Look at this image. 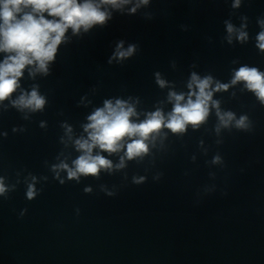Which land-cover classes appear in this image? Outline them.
Listing matches in <instances>:
<instances>
[{
	"label": "water",
	"instance_id": "1",
	"mask_svg": "<svg viewBox=\"0 0 264 264\" xmlns=\"http://www.w3.org/2000/svg\"><path fill=\"white\" fill-rule=\"evenodd\" d=\"M101 10L104 23L68 28L47 72L27 65L0 101V264H264V102L233 83L242 67L264 74V0H128ZM11 55L0 52V63ZM193 75L211 78L204 121L162 126L131 159L127 144L138 137L116 152L94 147L111 167L68 177L84 154L76 141L89 139V117L106 102L132 108V123L157 111L167 122L171 94L195 100ZM33 90L41 109L14 105Z\"/></svg>",
	"mask_w": 264,
	"mask_h": 264
},
{
	"label": "clouds",
	"instance_id": "2",
	"mask_svg": "<svg viewBox=\"0 0 264 264\" xmlns=\"http://www.w3.org/2000/svg\"><path fill=\"white\" fill-rule=\"evenodd\" d=\"M128 0H100L94 3L93 0H0V52L15 53L8 56L0 63V101L7 99L17 89L18 80L23 75L27 65H36L38 71L47 72L48 62L54 59L57 46L61 43L68 28L78 31L81 27L85 30L96 23H104L108 14L101 10V5L110 4L118 7ZM147 3L148 0H142ZM239 0H237V5ZM31 9V11H25ZM135 11V8L132 9ZM49 16L58 17V20L45 19L43 13ZM232 32V26H228ZM246 38L245 33L240 34V39ZM259 47L264 49V32L258 36ZM134 47L130 46L127 51H118L121 58L130 56ZM245 81L249 90L256 93L259 99L264 102V74L255 68L242 67L236 73L233 83ZM163 85V82H160ZM192 83L199 89L195 100L189 98L187 103L181 105L184 99L182 95L171 94L176 104L173 112L169 115L167 122L160 111L149 116L143 123H132L130 117L134 115L132 108H126L123 102L117 101L115 106L111 102L105 103L104 109L97 110L89 117L91 123L87 125L89 131L88 140H77V148L83 150L84 154L74 161L75 169H68L66 164L61 168L68 169V177L77 178L82 175H97L101 168H110L111 162L100 155L93 156L94 147L108 152H116L121 147L125 137L133 139L127 144V157L129 159L147 152L145 141L153 133H157L162 126L171 129L173 132H180L187 124L198 125L208 115V105L212 93L207 91L211 78L199 80L195 75ZM192 87V84L189 85ZM227 88V85H217V90ZM15 106L41 109L45 103L36 90L30 95H21L13 102ZM219 115V113H218ZM221 116V121L227 125L233 119L232 113ZM246 117L237 121L238 127L245 126ZM90 141V142H89ZM6 191L0 181V194ZM29 199L33 198L35 191L29 186L27 193Z\"/></svg>",
	"mask_w": 264,
	"mask_h": 264
}]
</instances>
